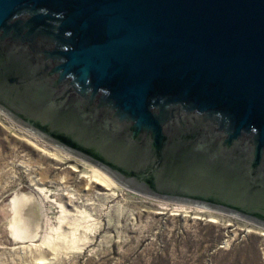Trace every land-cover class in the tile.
I'll return each instance as SVG.
<instances>
[{"label": "water", "instance_id": "1", "mask_svg": "<svg viewBox=\"0 0 264 264\" xmlns=\"http://www.w3.org/2000/svg\"><path fill=\"white\" fill-rule=\"evenodd\" d=\"M0 112L128 190L264 229V0H0Z\"/></svg>", "mask_w": 264, "mask_h": 264}, {"label": "rangeland", "instance_id": "2", "mask_svg": "<svg viewBox=\"0 0 264 264\" xmlns=\"http://www.w3.org/2000/svg\"><path fill=\"white\" fill-rule=\"evenodd\" d=\"M29 137L0 112V264H264V229L230 215L154 199L117 183L66 204L51 181L72 166L78 167L75 180L95 166L53 147L64 161L54 164ZM26 153L43 162L42 169L50 167L46 183H33L19 158ZM79 181H72L71 193L77 194ZM24 195L34 197L31 218L24 212L28 206L25 214L16 212L15 200ZM56 200L74 216L66 221V231L79 229L85 240L53 251L43 241L60 226ZM19 220H31L30 235L15 230Z\"/></svg>", "mask_w": 264, "mask_h": 264}, {"label": "bare ground", "instance_id": "3", "mask_svg": "<svg viewBox=\"0 0 264 264\" xmlns=\"http://www.w3.org/2000/svg\"><path fill=\"white\" fill-rule=\"evenodd\" d=\"M21 129L24 130V132H26L30 136L29 139L31 141H33L34 144L38 148H40L39 150L43 153V155L50 158L54 164H58L56 162H60V163L64 162L63 160L58 158L57 153L55 151L58 149L62 150L61 148L49 143L48 141L42 139L41 137L37 136L36 134L32 133L31 131L25 129L22 126H21ZM38 140L44 141L46 144H44V142H40ZM53 147L58 148V149L54 150ZM65 153H67V152H65ZM67 154L70 155L69 153H67ZM19 158L21 160V164L25 165V169L29 172V175L31 176L33 183H35L36 185H39L41 183H46L49 180V170H51V169H49L50 167L46 168L45 170L42 169V163L43 162L41 163V161L39 159L38 160L33 159L32 156L30 154H27V153L24 155H20ZM54 168H56V167H54ZM86 168H87V170L82 172L81 176H78L76 180L73 177V175L75 174V172H78V167L72 166V167H70V169L64 171L63 174H61L62 176L58 177L54 181H51L54 183V185L59 186V188L62 192L60 197H61V199L65 200L66 204H69V205L74 204V199H76V195L78 196V199L90 197L91 192H94L96 187H98L99 189L104 188L106 190H111L113 188L118 187L116 182L107 173H105L101 169H99L97 167H93V166H89ZM78 178L80 180L79 185H78L79 189L77 190V194H73L70 192V189H69L70 184L72 183V181H78ZM33 201H34L33 196L24 195L22 197H19L17 200H15V204H14L15 208H16V212L21 211V213L25 214L24 213L25 211L26 212L30 211L29 214L27 213L28 216L30 218H31V216H35L33 209L30 208V203H32ZM56 202H58V201L56 200ZM65 203L63 201L58 202V205L61 208L60 226L54 229V233H55L54 237H52L53 235L48 236L43 241V244L47 245L48 246L47 248H50L53 251H55L57 248L65 247L67 245L72 246V247L80 245V243H83V241L85 240L84 237L80 235L81 233H78L79 229H73L71 232L66 231V227L64 226L66 221L72 220L74 216L67 209V206ZM26 206L29 207V210H24V208ZM23 210H24V212H23ZM32 219H35V218L32 217ZM68 223H70V222H68ZM15 225H16L15 230L17 232L19 229V230L25 231L27 233V235L31 234V233H29L30 232L29 227H30V225H32L31 220H30V222H28V224L23 223L22 220H19L18 223H16ZM38 231H39V228H38ZM36 232H37V230H35V233ZM36 234H38V233H36ZM25 236L26 235H23L22 237L25 238Z\"/></svg>", "mask_w": 264, "mask_h": 264}]
</instances>
